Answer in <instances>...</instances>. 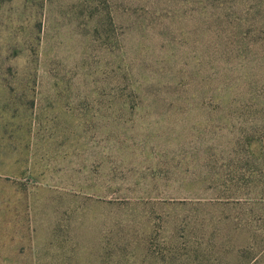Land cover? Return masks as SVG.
<instances>
[{"label": "rangeland", "instance_id": "obj_1", "mask_svg": "<svg viewBox=\"0 0 264 264\" xmlns=\"http://www.w3.org/2000/svg\"><path fill=\"white\" fill-rule=\"evenodd\" d=\"M78 4L0 0V264L220 263L259 196L237 147L264 142L258 106L114 105L112 51L87 45ZM245 65L260 94L264 61Z\"/></svg>", "mask_w": 264, "mask_h": 264}, {"label": "trees", "instance_id": "obj_2", "mask_svg": "<svg viewBox=\"0 0 264 264\" xmlns=\"http://www.w3.org/2000/svg\"><path fill=\"white\" fill-rule=\"evenodd\" d=\"M25 5L17 8L21 17ZM78 9L86 42L101 40L112 51L114 105L223 109L250 104L258 106L250 110L253 118L258 114L264 122V79L259 94L245 65L264 61V0H79ZM261 131L237 145L246 150L248 180L260 185L259 196L237 202L242 213L226 222L217 264H264Z\"/></svg>", "mask_w": 264, "mask_h": 264}]
</instances>
